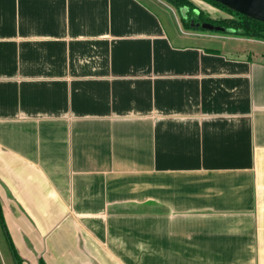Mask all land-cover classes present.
I'll return each instance as SVG.
<instances>
[{
  "label": "crops",
  "instance_id": "0c3cea01",
  "mask_svg": "<svg viewBox=\"0 0 264 264\" xmlns=\"http://www.w3.org/2000/svg\"><path fill=\"white\" fill-rule=\"evenodd\" d=\"M172 7L0 0L15 264H264V41Z\"/></svg>",
  "mask_w": 264,
  "mask_h": 264
},
{
  "label": "trees",
  "instance_id": "16d2710c",
  "mask_svg": "<svg viewBox=\"0 0 264 264\" xmlns=\"http://www.w3.org/2000/svg\"><path fill=\"white\" fill-rule=\"evenodd\" d=\"M168 4L172 5L177 9H188V14L186 18H183L185 27L192 30H203L201 27L195 28L192 27V20L195 24H203L205 22L211 23L215 26H221L227 29V31L234 32L235 34L248 39L264 41V23L253 20L247 16H244L240 13H237L222 4L214 0H202L206 4L212 6L215 9H218L226 13L227 17L212 19L206 12L199 11L198 15H195L196 5L192 0H163ZM214 20V21H213ZM206 31V30H205ZM0 222L5 227L2 210L0 206ZM0 264L2 263L0 257Z\"/></svg>",
  "mask_w": 264,
  "mask_h": 264
},
{
  "label": "water",
  "instance_id": "95a60500",
  "mask_svg": "<svg viewBox=\"0 0 264 264\" xmlns=\"http://www.w3.org/2000/svg\"><path fill=\"white\" fill-rule=\"evenodd\" d=\"M223 6L247 16L253 20L264 23V0H214ZM192 27L199 28L211 32H227V29L221 26H215L211 23L195 24Z\"/></svg>",
  "mask_w": 264,
  "mask_h": 264
},
{
  "label": "rangeland",
  "instance_id": "374dc122",
  "mask_svg": "<svg viewBox=\"0 0 264 264\" xmlns=\"http://www.w3.org/2000/svg\"><path fill=\"white\" fill-rule=\"evenodd\" d=\"M194 2H196V4H199L201 6L204 7V10H206L205 12H207L206 14L210 16V18L212 19H219L221 17H219V15L221 14L222 17H227L226 13L218 10V9H215L213 8L212 6L206 4L205 2H203L202 0H194ZM163 4V3H162ZM168 12L170 14V16L172 17L173 21L174 22H177V23H180L181 24V20L183 19V12H184V9H177L175 7H172V8H168ZM214 21V20H213ZM201 32H204V33H208V34H211V35H215V36H218V38L220 37H226L228 36L230 33V31H227V32H211V31H205V30H199ZM217 39V38H216ZM217 40H227V39H217ZM0 250L2 252V259H3V262L4 264H15L14 262V259H13V256L9 253V249H8V243L4 237V232H3V227L1 225V222H0Z\"/></svg>",
  "mask_w": 264,
  "mask_h": 264
},
{
  "label": "flooded vegetation",
  "instance_id": "af4514ba",
  "mask_svg": "<svg viewBox=\"0 0 264 264\" xmlns=\"http://www.w3.org/2000/svg\"><path fill=\"white\" fill-rule=\"evenodd\" d=\"M196 8H197V7H196ZM199 11H202V10H200V9L197 8V9L195 10V15H198V14L200 13ZM202 12H203V11H202ZM192 22H193V20H192ZM192 22H191V23H192Z\"/></svg>",
  "mask_w": 264,
  "mask_h": 264
}]
</instances>
